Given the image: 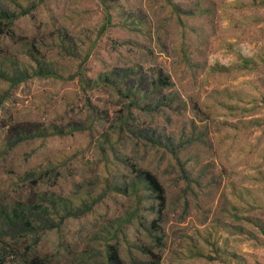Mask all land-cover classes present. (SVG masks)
Listing matches in <instances>:
<instances>
[{"label": "rangeland", "instance_id": "rangeland-1", "mask_svg": "<svg viewBox=\"0 0 264 264\" xmlns=\"http://www.w3.org/2000/svg\"><path fill=\"white\" fill-rule=\"evenodd\" d=\"M0 7V264H264V0Z\"/></svg>", "mask_w": 264, "mask_h": 264}, {"label": "trees", "instance_id": "trees-1", "mask_svg": "<svg viewBox=\"0 0 264 264\" xmlns=\"http://www.w3.org/2000/svg\"><path fill=\"white\" fill-rule=\"evenodd\" d=\"M17 15L16 13L10 12L8 9L1 8L0 7V18L5 20L3 27L6 28V30H3L0 32L2 34L6 33L8 31L9 26L11 25L12 21L16 19ZM242 53V49L240 50ZM246 55V54H245ZM162 79V78H161ZM161 81V80H160ZM34 129L30 130L33 131ZM12 132L14 134H26L29 132V129H26L22 126H19L15 124L14 126L11 127ZM141 175H143V179L147 182L148 186L153 190V192L156 195V199L158 201V205L161 208L158 212V218L153 221V231L156 233L158 232V229L160 230L158 223L160 222V218L162 216V209L164 208L165 205V197H164V189L158 179L156 178L155 175H153L150 172L143 171L141 172ZM33 213L35 217L38 218L37 211H33L31 205L29 204H22L21 206H17L14 208H10L6 214L4 215V221L6 226L9 227V229L12 230H27V227L31 226L30 220L27 218L28 215ZM159 233V232H158ZM156 240V246L158 247L159 245L162 246V239H160L158 236L155 238ZM138 250L142 251L146 256H148L151 260L147 262H143L142 264H159L160 263V255L159 253L154 252L153 249L150 247H138ZM86 253H82L80 255V258L82 261H84ZM104 260L103 264H128L126 260H124L116 245H107L105 249V253L103 254ZM24 264H47L46 260H43L39 255H37L35 252L31 254H26L25 258L21 260ZM132 262L136 264L135 259L132 258Z\"/></svg>", "mask_w": 264, "mask_h": 264}]
</instances>
